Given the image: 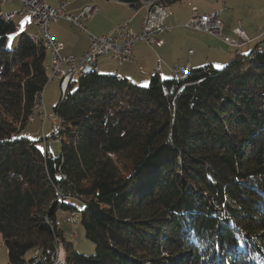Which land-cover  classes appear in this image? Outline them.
I'll return each mask as SVG.
<instances>
[{
    "label": "trees",
    "instance_id": "trees-1",
    "mask_svg": "<svg viewBox=\"0 0 264 264\" xmlns=\"http://www.w3.org/2000/svg\"><path fill=\"white\" fill-rule=\"evenodd\" d=\"M15 30L0 18V235L9 264H53L58 245L63 264H264L263 42L221 69L155 74L146 86L76 77L53 107L58 126L46 140L59 142L55 158L43 140L41 150L18 137L48 84L49 51L24 33L7 49ZM70 198L83 203L94 255L77 254L56 225L58 209L75 214Z\"/></svg>",
    "mask_w": 264,
    "mask_h": 264
},
{
    "label": "rangeland",
    "instance_id": "rangeland-1",
    "mask_svg": "<svg viewBox=\"0 0 264 264\" xmlns=\"http://www.w3.org/2000/svg\"><path fill=\"white\" fill-rule=\"evenodd\" d=\"M212 0H200L197 4V8L201 11L202 6H206L209 3H211ZM109 4L108 6L112 7L108 9L109 15H106V10L104 11L101 6L99 8V13L96 15L94 20H91L89 25H92L93 31H104L112 21L117 20L122 17L121 13H124L123 7H115V6H121L120 4H114V3H106ZM114 4V5H112ZM181 2H178L171 6V8H178L184 10L181 15L179 16L182 21L178 25V27H175V29L172 31L171 34H175V37L170 39V42L173 43V52H172V58H177L180 56L181 59L189 60V58L194 55V58H199L198 64H194V69H197L199 67H203L204 65L210 64L216 69H221L224 67L228 62L232 61L236 54H248L250 51L255 47L256 44L263 42L264 44V0H226L225 7L226 10H228V17L230 20L234 21L235 27L238 26V23L240 22L242 24L241 28L245 31L246 26L250 28L251 30L255 31V33L261 35V38H259L257 41L252 42L247 47L243 49H232L228 46L222 45L219 43V39L222 40V37L227 35L229 39H235V35H233L234 38H231V33H221L220 36L222 37H214L209 35H206L201 32H196L195 30L191 28L183 27V24H185L186 19V8L183 7V4L185 5V1L183 0V4ZM19 6V7H18ZM17 9L14 10H20L22 6L18 3ZM16 7V5H15ZM8 6L5 4L1 8V13L8 12L6 11ZM127 10H130L128 7H126ZM83 8L81 9V11ZM80 11V12H81ZM213 12V11H212ZM211 13V12H210ZM209 14V13H208ZM27 22L29 21L32 36L37 40L38 36V30L34 26L31 18L29 16H25ZM100 17H106L105 23L101 22ZM223 18V16H222ZM16 19V20H15ZM13 20H15L14 23H17L19 20V17L16 16ZM56 23V22H55ZM50 24H53L51 22ZM240 24V25H241ZM55 25V24H53ZM88 25V28H89ZM240 28V27H237ZM240 28V29H241ZM246 33V32H245ZM35 35V36H34ZM20 34L15 30L13 33L7 36L6 38V48L7 49H13L16 45V40ZM9 38H11L9 40ZM16 38V39H15ZM9 42L11 43V47L8 46ZM50 53L47 52L46 55V61L45 66L48 70V64L50 61ZM81 56V55H80ZM78 56L77 58H79ZM52 60V56H51ZM116 67V70H123L127 67V64L118 66V64H113ZM220 65V68H217L216 66ZM50 77L49 81H52V61H50ZM116 73V72H115ZM99 75H113L111 74H102V71H98ZM148 85V84H147ZM51 86V85H50ZM46 89L41 94V104L42 101H48L51 100V98L54 99L55 104L53 107H55L60 99V89L57 88L56 91H54L51 94L45 93ZM44 94V95H43ZM46 99H45V98ZM49 97H51L49 99ZM52 101V100H51ZM42 111H40L42 114L49 116L52 115V119H46L43 120L42 115H39L37 112V109L33 113V117L28 122L24 128L19 133L18 137H24L29 139L32 142H36L37 146L42 150V140L43 142L46 140V138L51 137V133L53 132V128L56 129L58 124L57 119L53 114V108H49L48 106L46 108L41 107ZM55 122V124H54ZM51 155L53 157H58L60 153V144L58 141L52 142L51 144ZM65 202L68 205H71L76 209V212L74 216L70 215L69 211H64L61 209H58L55 213V221L57 227L62 231L65 239L72 243L73 249L77 254L85 255V256H91L95 253V245L87 240L84 235V230L82 225L80 224V211L83 209V203L77 198H70L65 200ZM62 257L64 258V253L62 251ZM0 264H9L8 258H7V250L3 243V240L0 235Z\"/></svg>",
    "mask_w": 264,
    "mask_h": 264
},
{
    "label": "crops",
    "instance_id": "crops-1",
    "mask_svg": "<svg viewBox=\"0 0 264 264\" xmlns=\"http://www.w3.org/2000/svg\"><path fill=\"white\" fill-rule=\"evenodd\" d=\"M185 5L183 4V0H181V4H183V7L186 9V19L190 18L191 15V9L196 8L199 14H208L212 11H221L220 13V19L222 21V28H221V33H231L233 37V29L242 26V24L239 22L238 26L235 27L236 25L234 24V21L230 20L228 15V10H226L225 7V2L226 0H212L211 3H209L206 6H202L201 11L199 8H197V4L199 3L200 0H184ZM60 2H67V5L65 7V11L69 15L77 16L81 9L86 7V6H95L98 8V13H99V8L98 6H101V8L105 11L106 10V17L109 15L108 9L112 8L108 6L109 4L106 3H114V4H120L121 6H115V7H123V12L122 17L114 20L110 23V25L104 30V31H93L92 25L90 23L91 20H94L96 15L95 14L92 18H90L88 21L85 22V32H82L79 30L77 27H75L73 24H71L69 21H66L64 19H59L53 24L48 25L49 33L53 37V39L59 43L62 44L63 50L61 51L62 56H82L89 45L90 42V36L93 37H101L110 34L118 25L121 23H128V26L134 31V32H139L140 31V26H141V21L142 17L146 13V8L143 6H139L136 9L131 8L127 4L123 3H118L116 1L112 0H44V3L47 4L50 7L55 8L58 6ZM112 4V5H114ZM180 4V5H181ZM8 6L6 11H13L14 9H17L18 3H7L5 4ZM16 5V7H15ZM19 7V6H18ZM128 7L130 10H127ZM168 16L165 19L164 23L166 25H172V29L168 32L165 33L161 36H159V39L163 42V45L160 48H151L147 46L144 42H137L133 49H132V57L131 60L125 64H127V67L124 68L122 71L121 70H116V67L113 65L116 62L112 59L110 55H105V56H100L97 58V67L98 70L102 71V74H111L112 72L114 75L120 77V78H125L129 80L131 83L138 85V86H146L149 83V80L151 76L157 74L161 79L163 80H168L173 78V70L178 67H186V69L192 70L194 69V64H198L199 58H194V55H192L189 60L186 61V59H181L180 56L177 58H172V52L173 50V43L170 42V39L175 37V34H171L172 31L175 29V27H178L182 19H180L181 13L184 11L181 8H171L168 7ZM28 15H24L19 17V20L17 23H14L15 20H13V23L18 27L16 30L19 34H26L30 37H33L31 34V28L28 27L30 25L29 21L27 22L26 17ZM223 16V18H222ZM106 17H100L101 22L105 23ZM188 21V20H187ZM186 21V22H187ZM185 22V23H186ZM241 24V25H240ZM89 25V28H88ZM184 27V24H183ZM242 30V28H241ZM244 34L246 35L248 41L245 42L240 48H232L228 45H226L223 40L219 39V43L225 46H228L232 49H243L247 47L249 44H251L254 41H257L259 38H261L260 33L257 34L255 31L251 30L246 26L245 31L242 30ZM199 32V31H196ZM246 32V33H245ZM204 33V32H201ZM206 35H209L207 33H204ZM35 36V35H34ZM212 35H209L207 37H210ZM216 37V36H214ZM218 37V36H217ZM222 37V36H219ZM223 38H229L227 35L223 36ZM16 39V38H15ZM159 60V64H158ZM50 61H51V55H50ZM50 61L48 64V70H47V75L50 77ZM117 64V63H116ZM124 64V65H125ZM159 66V71L156 72L157 67ZM116 72V73H115ZM60 79L55 78L53 81H48V84L46 85L45 89L48 94L53 93L54 91L57 90L59 87ZM51 85V86H50ZM44 91V90H43ZM44 95V94H43ZM61 95V94H60ZM45 98V97H44ZM51 97H49L50 99ZM54 98V97H53ZM51 98V100L48 101H42V104L44 108L47 106L50 108H53L54 104L56 101ZM46 99V98H45ZM40 103H41V98H40ZM42 106L37 107V112L39 115H42L40 111Z\"/></svg>",
    "mask_w": 264,
    "mask_h": 264
},
{
    "label": "built area",
    "instance_id": "built-area-1",
    "mask_svg": "<svg viewBox=\"0 0 264 264\" xmlns=\"http://www.w3.org/2000/svg\"><path fill=\"white\" fill-rule=\"evenodd\" d=\"M7 3H19L22 6L20 10H10L8 12H14L20 17L28 15L34 26L39 28V34L46 37L49 50L53 53L52 81L55 78L60 79L59 89L61 95L64 94L68 84L76 79L78 69L90 67V73L97 72L96 61L98 57L110 55L118 66H122L131 60L132 49L137 42H144L151 48H160L163 42L159 39V36L168 33L172 29V25L164 23L168 16V9L166 7L153 5L152 2H141V6L146 8V13L142 17L139 32H134L128 26V23L124 22L108 35L101 37L90 36L88 48L79 58L62 56L61 51L63 50V46L50 35L48 29L49 23L64 19L86 33L85 22L98 13L97 7L86 6L77 16H73L67 14L65 11L67 2H60L58 6L53 8L45 4L44 0H0V6ZM220 13L221 11L216 10L209 14H199L196 8H192L190 18L184 24V27L219 37L222 28ZM17 29L18 27L16 26ZM232 32L235 35V39H222L226 45L232 48H240L248 41L240 28H235ZM158 71L159 66L156 72ZM172 75L173 79L176 80L186 77L188 75L186 67L175 68ZM39 106H42L40 102ZM42 117L43 120L53 118L52 115L46 116L44 114H42ZM53 131H55L54 128ZM52 142H55V140L47 139L44 141L46 149L51 150ZM61 249L62 246L58 245L53 264L61 263Z\"/></svg>",
    "mask_w": 264,
    "mask_h": 264
},
{
    "label": "bare ground",
    "instance_id": "bare-ground-1",
    "mask_svg": "<svg viewBox=\"0 0 264 264\" xmlns=\"http://www.w3.org/2000/svg\"><path fill=\"white\" fill-rule=\"evenodd\" d=\"M1 8H2V6H0V18L4 19L6 21H13V19L17 16V14L14 13V12L1 13ZM18 17H20V16H18ZM37 30H38L37 40L41 41L42 44L44 45V47H46L48 49V51L51 53V55H52V65H53V53L51 52V50H49V46H48V42L46 40V37L44 35H40L39 34V28H37ZM86 68H89V72H85ZM86 73H90V67H82L81 69H78L77 72H76V77H82ZM187 74H189L188 70H187ZM56 124H58V123H56ZM61 256H62V252H61ZM60 264H63V258H62Z\"/></svg>",
    "mask_w": 264,
    "mask_h": 264
},
{
    "label": "water",
    "instance_id": "water-1",
    "mask_svg": "<svg viewBox=\"0 0 264 264\" xmlns=\"http://www.w3.org/2000/svg\"><path fill=\"white\" fill-rule=\"evenodd\" d=\"M262 49H264V44H261V46H260ZM85 72H89V68H86L85 69Z\"/></svg>",
    "mask_w": 264,
    "mask_h": 264
},
{
    "label": "snow or ice",
    "instance_id": "snow-or-ice-1",
    "mask_svg": "<svg viewBox=\"0 0 264 264\" xmlns=\"http://www.w3.org/2000/svg\"><path fill=\"white\" fill-rule=\"evenodd\" d=\"M10 39H11V38H9V40H10ZM8 46L11 47V43H10V42H9ZM216 67H217V68H220L221 66H220V65H217Z\"/></svg>",
    "mask_w": 264,
    "mask_h": 264
}]
</instances>
